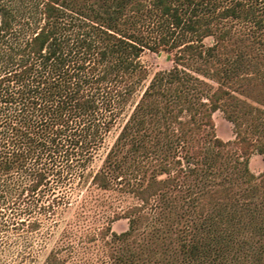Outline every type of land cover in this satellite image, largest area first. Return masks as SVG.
Returning <instances> with one entry per match:
<instances>
[{"label": "trees", "instance_id": "16d2710c", "mask_svg": "<svg viewBox=\"0 0 264 264\" xmlns=\"http://www.w3.org/2000/svg\"><path fill=\"white\" fill-rule=\"evenodd\" d=\"M151 4L168 28L152 41L140 28L151 14L140 0H0V210L10 207L13 220L24 216L36 230L69 205L68 187L89 180L133 199L92 236L102 241L103 264H264V171L248 166L253 153L264 154V111L229 109L245 78L230 81L222 60L225 33L209 16L216 0ZM248 5L236 1L219 15L264 27V9ZM144 48L165 51L173 64L142 86ZM216 110L233 123V140L216 136ZM243 124L263 128L259 144ZM227 146L238 156L220 174ZM171 217L182 226L168 262L145 249ZM122 218L127 227L116 232L111 221ZM43 264L67 262L51 249Z\"/></svg>", "mask_w": 264, "mask_h": 264}, {"label": "rangeland", "instance_id": "374dc122", "mask_svg": "<svg viewBox=\"0 0 264 264\" xmlns=\"http://www.w3.org/2000/svg\"><path fill=\"white\" fill-rule=\"evenodd\" d=\"M145 10H151L152 0H140ZM238 1L242 6L247 7L252 4L256 11L264 9V0H216L215 10L211 24L217 27L216 32H224V47L222 60L225 67H231L230 81H234L240 76L245 78L239 89L233 91L234 98H230V110H235L237 103L241 107H247L252 111L257 108L264 111V27L257 24L251 16L244 18L228 16L222 18L219 12L223 8L234 5ZM150 15L142 19L140 28L152 41L161 33H165L168 28L162 27V20L150 11ZM208 15V14H207ZM219 15V16H218ZM160 22V23H159ZM164 24V23H163ZM165 26V25H164ZM190 38V35H187ZM187 38V37H186ZM215 35L203 38L205 46L214 43ZM141 63L146 67L147 78L143 82L146 85L151 76L158 70L169 69L173 62L165 51L154 52L144 48L140 55ZM201 72V71H200ZM200 77L208 79L202 73ZM237 85V83H235ZM232 91V90H231ZM140 91L134 96L137 100ZM132 101V102H133ZM132 103L119 116L111 130L106 135L102 147L100 148L92 169H96L100 164L107 148L112 144L123 121L125 120ZM238 109V108H237ZM264 114V113H263ZM214 121V132L217 137L224 141L235 138L234 125L228 121L220 110L212 114ZM261 126L253 127L246 124L241 125L239 130L246 133L259 144ZM224 165L220 169V174L228 172L226 162L237 158L238 154L233 146H227L222 150ZM249 169L254 174L264 171V154L253 153L248 159ZM66 194L70 198L67 207H62L54 217L42 219L38 229L32 230L29 220L24 222L19 218L15 220L11 216L16 212L10 207L0 210V264H43L51 249H57L58 254L65 259L67 264H89L94 260L95 264H103L100 259L103 253L102 241L92 240L94 232L101 226L107 225L113 213L121 206L133 202L131 197L123 196L117 191H104L93 186L90 181H76L68 187ZM86 196V200L80 206L81 197ZM174 217L168 221L169 231L161 237V240L148 243L149 248L145 251L149 254L165 255V261H171V254L177 248L178 233L181 230V222L177 225ZM127 227L126 219L111 221V228L116 232L123 231ZM142 238V236H139ZM140 241V240H139ZM164 256V255H163ZM156 256H153V259Z\"/></svg>", "mask_w": 264, "mask_h": 264}]
</instances>
